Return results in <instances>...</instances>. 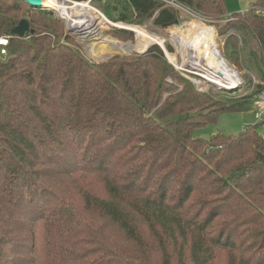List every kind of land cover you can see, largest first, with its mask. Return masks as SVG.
Returning <instances> with one entry per match:
<instances>
[{
	"label": "trees",
	"instance_id": "obj_1",
	"mask_svg": "<svg viewBox=\"0 0 264 264\" xmlns=\"http://www.w3.org/2000/svg\"><path fill=\"white\" fill-rule=\"evenodd\" d=\"M97 1L131 25L189 19L157 0ZM176 1L216 26L252 92H201L157 45L94 66L50 11L0 0V264H264L261 125L196 135L264 92V0L235 14Z\"/></svg>",
	"mask_w": 264,
	"mask_h": 264
},
{
	"label": "rangeland",
	"instance_id": "obj_2",
	"mask_svg": "<svg viewBox=\"0 0 264 264\" xmlns=\"http://www.w3.org/2000/svg\"><path fill=\"white\" fill-rule=\"evenodd\" d=\"M225 1H226L228 13L235 14V13H241V12L247 11L252 6V4H254L257 0H225ZM99 3H100L99 1L93 0L91 6L101 11L110 21L116 22L109 18V16L102 10ZM50 12L55 17L61 19L64 22L66 33H69L72 36H75L76 38H78L77 39L78 40L77 41L78 51L81 53V55L84 57V59L87 62L91 63L94 66L95 65L97 66L101 63H107L111 59L117 56L129 57L133 54H143L144 52H147L146 50L148 47L150 48L154 45L159 46L164 51L165 57L170 64H171L170 58L171 60L173 59L175 60V58H177L179 63H181L183 55L185 57L184 60L187 61L188 58H186V56L188 57V52H186V50H184L179 43L175 42L176 38L174 37L180 34L183 36V38L182 39L177 38L178 41L179 42L187 41L188 37L190 35H193V33H195L196 31L195 29L198 28V26L194 24H200V22L202 25L199 27H206V28L213 29L217 49L219 50V54L221 55L220 57H222V59L225 60L222 54L223 53V42L225 38L218 35L217 28L215 25L207 23L206 21L202 20L198 16L197 17L191 16V18H189L187 21L182 22L181 25H176V26L174 25L168 28L166 31L161 30L160 28L156 27L153 24L154 19L158 15H156L152 21H150L144 26L128 24V25L134 26L132 27L134 30L136 28H141L142 30H144L150 35L162 37L163 44H158L155 42H148L144 38L142 39L137 32L135 33L136 30L135 31H132V30L122 31L112 26L110 28L103 29L100 32L102 33L104 37L111 39V40L106 39L105 41H103V40H98V38L97 39L96 38H85L84 36L79 35L77 32L68 30L65 20L60 18L58 15L54 14L52 11ZM184 15L188 16L185 13ZM124 31L126 33H124ZM137 38L139 39L140 44L137 47H135L134 50H130L129 52H126L125 49L128 46H134L135 44H137L138 42ZM142 43H145L148 45V47L145 50L140 49V46L142 45ZM6 44H7L6 39H3L0 41V45L5 46ZM167 45H169L173 50L169 51ZM5 52L6 50L4 49L1 50V56L4 58H6L7 56ZM166 52L171 54L170 57L166 54ZM225 62L226 64H228L226 60ZM228 67L232 70L231 72L237 76L238 86L227 88V87H222V86L211 85L205 80H202V82L197 88L200 91L202 90L201 92H209L210 90H218V89L227 90L228 92H240L239 93L240 97L252 92L253 89L246 90V91L243 90L242 86L245 81L242 77V74L236 69L232 68L229 64H228ZM201 74H204V73L201 72ZM252 77L255 83L258 82V77L256 74H252ZM167 82L171 83L172 79L170 77L167 78ZM263 123H264V117L262 119L257 118L255 115L254 109L248 112H241V113H223L219 117L217 122L198 129L196 132V135H198L199 137L205 140H209L212 136L216 135L219 132L227 136H237L240 133H242L248 126H252L256 124L262 125ZM261 132L262 134L264 133L263 125L261 126ZM225 260H226V255L223 253L222 255L219 256V261L217 262V264H225Z\"/></svg>",
	"mask_w": 264,
	"mask_h": 264
},
{
	"label": "built area",
	"instance_id": "obj_3",
	"mask_svg": "<svg viewBox=\"0 0 264 264\" xmlns=\"http://www.w3.org/2000/svg\"><path fill=\"white\" fill-rule=\"evenodd\" d=\"M163 3L166 7L179 10L189 16L197 17L193 12L185 8L183 5L179 4L176 0H157ZM93 0H43V7L47 10L52 11L54 14L58 15L60 18L64 19L68 30L77 32L79 35L85 38H98V40L108 39L100 33L103 29L112 27L118 28L120 30H132L135 31L131 26L123 22H112L110 21L101 11L91 6ZM74 9H78V12L74 13ZM71 11V15L66 12ZM159 12H156L155 16ZM75 15V16H73ZM79 15V16H78ZM154 16V17H155ZM199 17V16H198ZM201 23V22H200ZM181 25V24H175ZM136 33V31H135ZM165 42V41H164ZM149 47L147 48V50ZM146 50V51H147ZM6 53V52H5ZM166 54L170 57V53ZM221 56V55H220ZM184 55L182 56V62L179 63L178 59L171 60V64L174 66L175 70L178 71L183 77L190 80L196 87L200 85L202 80H205L211 85H216L215 79L217 75H211L209 78L206 77L201 72L194 70L186 65L184 60ZM223 63L227 66V69L232 71L225 60L222 59ZM235 75V74H234ZM236 76V75H235ZM236 76V82L237 81ZM238 86V83L236 84ZM202 91V90H201ZM253 109L257 118L262 119L264 117V92L259 96V98L254 102Z\"/></svg>",
	"mask_w": 264,
	"mask_h": 264
},
{
	"label": "bare ground",
	"instance_id": "obj_4",
	"mask_svg": "<svg viewBox=\"0 0 264 264\" xmlns=\"http://www.w3.org/2000/svg\"><path fill=\"white\" fill-rule=\"evenodd\" d=\"M73 11L76 13L78 9H74ZM66 13L71 15V11H67ZM196 25L199 27L202 24ZM135 30L142 39L144 38L148 42L163 44L162 37L150 35L141 28H136ZM195 30V33L190 35L185 42H179L177 37H174L176 38L175 42L179 43L181 47L188 52V57L186 56V58H188L186 65L194 70L201 71L208 78L211 75H217L215 79L216 85L227 88L235 87L237 84L236 76L227 69V66L221 60L213 29L200 27Z\"/></svg>",
	"mask_w": 264,
	"mask_h": 264
},
{
	"label": "water",
	"instance_id": "obj_5",
	"mask_svg": "<svg viewBox=\"0 0 264 264\" xmlns=\"http://www.w3.org/2000/svg\"><path fill=\"white\" fill-rule=\"evenodd\" d=\"M30 6L34 8H42L43 7V0H23ZM178 24V22L176 23ZM32 33L30 28V23L23 19L15 28L12 29L11 34L18 36L20 38H25L27 34Z\"/></svg>",
	"mask_w": 264,
	"mask_h": 264
},
{
	"label": "crops",
	"instance_id": "obj_6",
	"mask_svg": "<svg viewBox=\"0 0 264 264\" xmlns=\"http://www.w3.org/2000/svg\"><path fill=\"white\" fill-rule=\"evenodd\" d=\"M262 125L264 126V123H263ZM262 125H261V126H262ZM259 130H260V132H261V127H260V129H259ZM261 134H262V132H261ZM262 135L264 136V133H263Z\"/></svg>",
	"mask_w": 264,
	"mask_h": 264
}]
</instances>
